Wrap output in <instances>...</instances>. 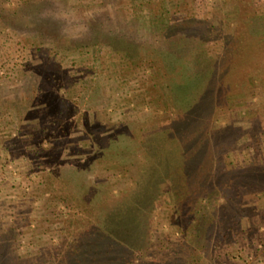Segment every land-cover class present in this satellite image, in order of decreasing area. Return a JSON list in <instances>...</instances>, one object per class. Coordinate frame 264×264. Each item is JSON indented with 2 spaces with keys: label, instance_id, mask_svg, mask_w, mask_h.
Wrapping results in <instances>:
<instances>
[{
  "label": "rangeland",
  "instance_id": "1",
  "mask_svg": "<svg viewBox=\"0 0 264 264\" xmlns=\"http://www.w3.org/2000/svg\"><path fill=\"white\" fill-rule=\"evenodd\" d=\"M120 1L0 0V253L4 247L10 259L50 264L51 249L58 243L77 252L87 243H106L95 235L104 227L96 226L99 216L109 218L113 209L122 220L117 224L127 219L129 241L142 238L140 214L134 217L133 211L137 206L122 203L135 195L137 180L135 168L123 166L122 160L131 158L123 146H139L167 129L178 133L175 109L186 110L191 98L183 82L186 64L172 60L166 42L151 41L162 16L167 27L160 32L175 40L201 28L198 39L205 44L197 39L187 48L197 59L209 55L211 66L220 71L228 65L227 40L241 41L249 34L254 41L250 45L260 51L252 60L253 77H243L248 83L214 84L205 101L190 102L202 113L200 127L207 125L206 112H212L210 124L202 129L218 133V139L201 150V164L214 162L210 188L215 194L209 210L204 209L206 203L196 205L204 216V224H198L191 215L195 205L187 202L186 208L174 199L171 181L163 183L160 195L141 214L147 222L144 237L151 245L143 263L152 264V254L159 253V260L171 264H264V0H130V8L113 7L112 2ZM107 9L121 12L123 18L113 34H119V24L140 32L131 48L130 40L122 51L71 45L96 26L100 20H91ZM148 36L159 51L148 47ZM172 37L163 40L171 43ZM185 44L180 41L181 49ZM250 45L241 43L232 53L245 48L250 53ZM134 47L141 60L138 67L127 52ZM231 91L235 96L224 98L223 93ZM205 102L207 108L199 109ZM179 130L187 133L186 127ZM188 136L199 138L193 132ZM133 153L140 162L143 149ZM239 168L256 172L244 177L247 187L228 190L224 171ZM208 174H196V182L208 180ZM206 213L214 218L212 223ZM108 248L99 264L117 260L120 250Z\"/></svg>",
  "mask_w": 264,
  "mask_h": 264
},
{
  "label": "trees",
  "instance_id": "2",
  "mask_svg": "<svg viewBox=\"0 0 264 264\" xmlns=\"http://www.w3.org/2000/svg\"><path fill=\"white\" fill-rule=\"evenodd\" d=\"M110 1V0H108ZM127 1V4H126ZM109 3V2H108ZM113 7L114 5H118L123 8H130L133 3H130V0H121L120 2H112ZM166 3V2H165ZM168 4H164V7L167 8ZM111 7V9H113ZM107 11H103L99 16H94V18L91 21L100 20L99 23H97L96 26H92V29H88L87 33L82 34L83 38L79 41H74L71 43V45L74 44L75 48H90L92 47L94 50H100L102 47H110L113 46L115 49H119L120 51L126 49V44L128 42L129 48H131L132 40H138V31H127L126 29H122V25H120V28L117 30L119 34H113L112 29L118 25V23H121L123 21V18L119 15L121 12H111L108 13ZM108 13V14H107ZM104 19V20H103ZM67 20V19H66ZM108 21L107 23H105ZM67 22V21H66ZM105 23V24H104ZM136 25V24H134ZM64 24H61L60 31H62ZM160 26V27H158ZM155 27L159 28L160 30L155 31L156 34H152L151 41H154L155 44H165L164 47L166 49L170 48L173 50L172 56L174 61L176 63L178 61L183 62V64H186L185 67L187 69V77L184 79V84L186 85L185 92L191 96L190 102L195 101L196 99L199 100V98L202 101H205V99H202L206 95L209 96L211 94L210 88L212 85L216 84H222L225 86L237 83L238 86L244 83H248V80L244 79L243 77H247L250 79L251 76L250 71L253 69L256 63H254L252 60H256V57L259 56L258 52L260 51L259 48H253L250 44L254 41H251L250 38L253 37L244 36L242 40L238 41H226L225 42V51L224 54L227 58L228 65L222 68L220 71L217 68H214V66H211V62L209 61L210 56L209 55H201L199 59L196 58L195 53H192L189 50V47L187 48L188 44L191 42H196L198 37H200V30L201 28H194L193 30H187L189 32L183 34L182 36H176L178 39H173V35H166L165 32H160L162 28L167 27V20L165 17H160L159 21L156 23ZM202 30L207 31L213 38H215V34H213L211 31L212 28L207 27L202 28ZM263 30V29H262ZM262 30L259 28L260 33ZM163 31V30H162ZM109 32V33H108ZM217 32H219L217 30ZM112 33V34H111ZM130 33V35L128 34ZM134 33V34H133ZM190 33V34H189ZM136 35V37H134ZM187 36V38H186ZM134 37V38H133ZM169 37H172L171 43L167 42L166 40H163L164 38L167 39ZM187 41V44H185V48L181 49V46H179L180 41ZM201 41V39H198ZM246 41H249L247 44ZM203 44V40L201 41ZM241 43L245 45H250V53L246 51V48L241 50L239 49L238 53H232V50L236 48L237 46H240ZM150 44V45H149ZM149 40L148 36V47H153ZM175 44V49H173V45ZM190 45V44H189ZM177 46V47H176ZM168 47V48H167ZM155 51H159L158 48H154ZM135 51H137L136 47L132 49H128L127 52L130 54L131 58L130 60L133 61V64L138 67L137 65L141 63L140 58L137 59V56ZM96 52V51H95ZM205 51H202L201 54H207L204 53ZM231 55V56H229ZM216 56H214V59ZM216 63V62H215ZM217 69V70H216ZM238 70H244L243 74L236 75V71ZM165 72V70H164ZM258 72V70H257ZM235 73V74H234ZM165 75H168V72H165ZM243 75V76H242ZM255 75V74H254ZM187 83V84H186ZM239 88V87H238ZM177 92V93H176ZM176 96L179 94L178 87L176 89ZM236 93L231 92H225L223 93L224 98L232 99L235 96ZM234 95V96H233ZM209 99V102L215 101V97H207ZM197 101V100H196ZM188 100L187 97V111L185 108L181 109L179 106L175 109L176 112V120H177V129L178 133L175 132V129H167L165 132L161 134H157L154 137H151L152 140L147 138V141H145L139 146L137 145H130L127 143L126 146H123L124 148L128 149V152L131 155V158H125L123 166L128 169L135 168V173L137 176V180L135 181L133 185V191H135V195H133V198H129L128 200H123L122 203H127L130 201L131 204H133V207L137 206L134 211V217L140 219L138 221V227L140 229L142 238L135 239L129 241V236L132 234V232L129 231L128 224H125L127 219L124 220V224H117L118 222L122 221L121 218H119V221L115 218V213L117 214V210L113 209L112 215L107 218V216H103V214L99 217V221L97 222L96 228H103V232L97 231L95 232V235L98 239V237H101L102 240L107 241L106 243L102 242H95L93 246L91 247V244L87 243L85 246H81L79 252H77V249L74 248H62L64 243L62 244H56L51 249V255L52 258L50 260V264H99L102 262L101 256H103L106 252V249L108 250V244L109 247L111 246V251H114L117 249L119 253L117 254V260L113 261V264H146V252L150 250V243L147 241V239L144 237L146 234V224L147 222H143L141 220L142 213L145 211L148 206H151V199L157 197L159 193H161V186L166 181L170 180L173 184V188L175 190V197L174 199L176 201H179L181 203H184L187 208V202L188 204H194L195 207L193 210H191V215L193 217V222L198 224H204L203 218L204 216L201 215V208H197V204H204L206 203V207L204 209L210 208L211 205V197L213 193L210 187L214 186V179L212 178L213 166L214 162L212 161L210 163V160L207 164H201L202 160L205 156V154L201 153V150L203 149L205 143H209L207 146H211L212 142H215L217 140L218 133H210L208 131V128L203 130L202 127L207 126L210 124V119L212 117V112H206V118H207V125L199 126L201 122L199 121L200 116L202 115L201 112H198V109L195 108V105H192ZM207 104L200 105L199 109L201 108H207ZM205 105V106H204ZM181 127L187 128V133H182L179 129ZM189 132H193L196 136L199 138L189 137ZM203 132V135L199 134ZM187 136V137H186ZM114 143L117 146L116 148H120L119 141L114 140ZM113 143V144H114ZM143 149V154H141V161H137L136 155L132 157V153L136 149ZM153 148L156 149L153 151ZM211 149V148H210ZM134 154V153H133ZM146 155V159H145ZM144 156V157H143ZM114 159V157L112 158ZM143 162V163H142ZM137 163H141L138 164ZM204 167L210 171L206 172ZM252 170V171H251ZM249 170L248 168L243 169H233L229 171H224V176L226 179V188L232 189L233 186L241 185L244 187L248 186V182L243 183L244 177L249 176L252 172L255 173L253 169ZM222 172V171H221ZM263 172V171H261ZM125 173V171L123 172ZM208 174L209 179L206 181L196 182L195 178L197 177L196 174H199L203 177H205ZM251 176V175H250ZM211 177V178H210ZM243 183V184H241ZM251 184V183H250ZM208 187V188H207ZM201 190H210L212 192H205V193H198ZM158 193V194H157ZM191 193H194V197L189 196ZM197 193V196H196ZM160 195V194H159ZM154 205V203H153ZM145 206V207H144ZM141 208V209H140ZM207 211V210H206ZM138 214H137V213ZM208 212V211H207ZM181 214H183V210L181 211ZM199 214V215H197ZM207 214V213H206ZM186 215V214H185ZM209 216V223L213 222V217ZM133 216V215H132ZM183 216V215H182ZM187 216V215H186ZM206 217V216H205ZM145 219V218H144ZM185 219V216L184 218ZM138 220V219H137ZM135 218H133V221H137ZM147 220V219H146ZM114 221L116 224H111ZM118 221V222H117ZM141 226H140V225ZM120 227H119V226ZM126 227V228H125ZM127 229V230H126ZM94 235V236H95ZM133 243V244H130ZM103 244V245H102ZM3 246V245H2ZM105 248V249H104ZM124 251V254L122 256L121 251ZM154 255V256H153ZM145 262L143 263V261ZM158 259V260H157ZM151 263L152 264H171L169 260L161 259L159 260V253L152 254L151 257ZM0 264H37L35 260L27 258V259H10L7 256L6 250L3 247V252L0 253Z\"/></svg>",
  "mask_w": 264,
  "mask_h": 264
}]
</instances>
